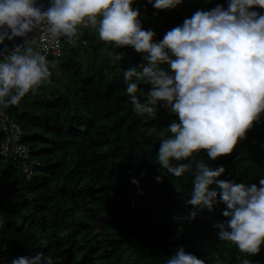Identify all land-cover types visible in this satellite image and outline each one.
<instances>
[{
	"label": "trees",
	"instance_id": "trees-1",
	"mask_svg": "<svg viewBox=\"0 0 264 264\" xmlns=\"http://www.w3.org/2000/svg\"><path fill=\"white\" fill-rule=\"evenodd\" d=\"M218 4L227 9L228 0H182L171 10H156L147 0L132 6L140 11L142 28L160 41L197 10ZM62 52L61 79L50 95L38 99L29 93L19 105L4 108L21 126L40 167L25 184L17 164L0 157V264L37 253L53 264H165L180 247L205 264H240L244 258L264 264V245L250 256L219 240L214 225L227 219L223 204L195 220L173 219L192 211L186 200L198 160L223 166L219 179L259 186L264 113L231 154L213 161L201 150L183 161L192 163V171L175 177L160 168L157 152L177 117L160 107L153 115H137L126 93L123 72L140 65L141 54L102 42L97 30L65 40ZM149 87L140 85L142 101Z\"/></svg>",
	"mask_w": 264,
	"mask_h": 264
},
{
	"label": "clouds",
	"instance_id": "clouds-1",
	"mask_svg": "<svg viewBox=\"0 0 264 264\" xmlns=\"http://www.w3.org/2000/svg\"><path fill=\"white\" fill-rule=\"evenodd\" d=\"M156 10H171L182 0H147ZM134 0H51L44 9L39 0H0V109L19 105L27 94L51 76L47 60L27 47L38 30L49 39L79 38L80 26H92L102 42L116 48L132 47L142 63L123 72L126 93L137 115H153L156 108L177 117L168 126L170 135L160 142L158 165L175 177L193 169L189 160L205 150L210 160L231 154L264 113V0H228L223 5L197 10L181 25L167 31L160 41L144 30ZM255 9H260L257 11ZM14 44L11 49L6 41ZM122 58L117 53L115 60ZM139 69V70H138ZM142 83L149 90L138 97ZM264 147V146H262ZM178 162L175 166L171 161ZM226 169L195 163L187 217L223 204L220 241L235 244L240 253L254 256L264 245V177L257 184L237 183L219 177ZM141 175H144L142 173ZM162 182L161 177H155ZM131 183L139 185L135 178ZM240 260V257H237ZM11 264H53L51 257L37 253L19 256ZM165 264H205L178 248ZM222 264V262H221ZM240 264H251L247 258Z\"/></svg>",
	"mask_w": 264,
	"mask_h": 264
},
{
	"label": "built area",
	"instance_id": "built-area-1",
	"mask_svg": "<svg viewBox=\"0 0 264 264\" xmlns=\"http://www.w3.org/2000/svg\"><path fill=\"white\" fill-rule=\"evenodd\" d=\"M95 31L96 29L92 26L87 28L80 26L78 39L82 40L87 33L91 34ZM65 40L66 38L63 37L55 40L49 39L46 32L41 29L36 32L34 38L25 47L34 41L32 48L46 57L48 67L51 65V58L61 56L62 44ZM42 85L43 82L37 89ZM0 135L3 137L0 142V157L16 163L24 183H30L37 174L40 162L32 156L30 147L24 143L25 134L21 126L5 112L4 108L0 109Z\"/></svg>",
	"mask_w": 264,
	"mask_h": 264
},
{
	"label": "rangeland",
	"instance_id": "rangeland-1",
	"mask_svg": "<svg viewBox=\"0 0 264 264\" xmlns=\"http://www.w3.org/2000/svg\"><path fill=\"white\" fill-rule=\"evenodd\" d=\"M34 46V41H32L30 43L29 46H26L25 49L26 50L27 47H33ZM64 57V53L61 52V56L58 58H51V65L48 66L49 71L51 72V76L43 81V85L41 88L37 89L36 92L33 94L30 92V95L37 97L38 99L40 98H44L47 95H50L51 92L56 88V86H58V83L56 81H58V79H61V69L59 67V63L61 62V60Z\"/></svg>",
	"mask_w": 264,
	"mask_h": 264
},
{
	"label": "water",
	"instance_id": "water-1",
	"mask_svg": "<svg viewBox=\"0 0 264 264\" xmlns=\"http://www.w3.org/2000/svg\"><path fill=\"white\" fill-rule=\"evenodd\" d=\"M39 2L44 5V9L46 10L47 7L50 6L51 0H39ZM34 36L31 38V40L34 38ZM5 43L7 44V47L9 49H11L14 44H20V43H22V39L21 38H17L14 42H12V41H6ZM3 47H4L3 45H0V48H3Z\"/></svg>",
	"mask_w": 264,
	"mask_h": 264
}]
</instances>
